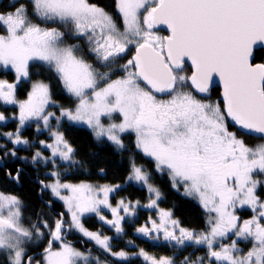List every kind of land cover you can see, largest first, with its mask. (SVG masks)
Wrapping results in <instances>:
<instances>
[{"label": "snow or ice", "instance_id": "obj_1", "mask_svg": "<svg viewBox=\"0 0 264 264\" xmlns=\"http://www.w3.org/2000/svg\"><path fill=\"white\" fill-rule=\"evenodd\" d=\"M115 5L122 30L113 14L89 0H0V67L15 77L11 83L0 79V103L19 109L11 117L0 112L5 125L18 121L14 131L0 132L5 141L0 167L8 157L34 168L55 167L57 159L79 164L59 130L64 120L86 125L97 142L106 141L120 153L129 151L123 137L134 134L136 152L154 171L167 174L174 189L183 186V195L198 201L208 217L206 227L199 232L183 227L171 210L159 209L162 193L151 182L152 170L134 156L123 184L61 183V173L54 170L47 173L53 183H36L41 194L50 190L64 202L66 213L55 219L37 213L25 226L24 201L0 192V264H105L91 250L66 242L71 230L117 262L131 264V255L144 264H176L173 257L156 258L144 249L113 251L111 241L126 235L124 222L140 208L157 210L156 219L149 216L135 228L138 238L153 246L178 252L204 247L208 264H264V198L258 193L264 180L254 178L264 176V143L247 142L264 141V58L254 62L257 49H264V0H115ZM160 25L168 35L156 34ZM67 39L82 43L67 44ZM42 74L47 82L33 80ZM25 84H30L26 98L18 100L17 90ZM217 84L222 104L206 102ZM57 87L74 98V107L54 100ZM33 122L37 132H49L51 143L39 141L49 156L39 150L31 158L18 155L32 147L22 131ZM99 171L105 174L104 168ZM22 172L18 167L15 175H6L19 184ZM125 185L146 188L148 203L121 198L113 206L110 194ZM103 209L112 219L101 215ZM243 209L252 215L241 222L237 211ZM88 214L114 229L115 236L85 228L81 221ZM229 237H234L231 243H223ZM43 239V250L28 255L30 246ZM241 242L251 248L244 252ZM126 245L136 247L131 240ZM180 264H205V257L185 256Z\"/></svg>", "mask_w": 264, "mask_h": 264}, {"label": "trees", "instance_id": "obj_2", "mask_svg": "<svg viewBox=\"0 0 264 264\" xmlns=\"http://www.w3.org/2000/svg\"><path fill=\"white\" fill-rule=\"evenodd\" d=\"M90 3H95L103 8L117 19L118 23L122 22L119 19L118 13L116 12L115 0H89ZM38 22V21H37ZM43 26V25H42ZM49 26H57V25H49ZM162 35L166 36L168 33L157 30ZM67 44L73 43H82L78 40L67 39ZM135 49L132 50L127 56L124 57L120 63H124L127 59H129L134 52ZM86 51V46H85ZM264 58V49H257L256 51V60L254 62H260L261 59ZM89 59H93L89 57ZM188 69L189 65L186 66ZM0 79H6L10 83L14 81L15 77L11 71H4L2 67H0ZM36 79H44L47 82V74H42L41 76H33V80ZM30 87V84H25L24 87L19 88L17 90V99L23 100L26 98L27 89ZM54 100L64 107H73L76 103L74 98L69 97L66 93L62 92L58 87L55 90ZM206 102H217L219 101L222 104V98L220 95V89L218 86H214L210 93L204 97ZM52 111H56L59 114V110L57 108L49 107ZM0 112H2L6 117H11L12 115H18L19 109L16 106L12 105H4L0 103ZM106 120V119H105ZM18 121L10 120L5 125L3 122H0V132H8L14 131L17 126ZM64 133L65 139L69 142V144L75 149L74 160L79 161V164L73 165L71 161L66 162H58L56 166H65V171L61 173V179L63 181L77 183V182H86V183H94V184H123L125 177L128 175L129 167H130V157L135 158L137 164L144 165L145 167L152 170V180L151 182L160 189L162 196L159 200V203L170 209L173 213V218L181 221L182 226L186 228H191L197 230L204 229L206 227V217L203 208L199 203L194 201L193 199L186 197L182 192L177 191L171 185L169 177L164 174L160 175L156 173L153 168V164L149 162L146 158L143 157L141 153L136 152L134 148V134H128L123 137L125 144L128 146L129 151L120 153L118 152L111 144L106 141L103 143L97 142L94 138L92 132L85 125H70L69 122L64 120L62 122V126L59 129ZM230 130H232L230 128ZM22 136L27 138L30 142H32V147L25 150L21 148L18 151L19 156H27L31 158V156L37 151H41L44 155L50 153V150L45 149L42 145H40V140H45L48 143H51L49 138V132L47 130H43L41 132L36 131V123L33 122L29 127H26L22 131ZM258 141L254 138L248 139V144L253 146L254 142ZM2 137H0V143H4ZM8 149H11L13 146L11 143L7 144ZM58 161V160H57ZM5 166L0 167V192H4L6 194H13L19 196L25 203L26 208L24 210V225H27L29 220L35 221L37 219V213H43L50 220L57 218V215L54 211H63V204L55 198H52L51 192L49 190L43 191L41 196L51 202V208H49L43 201L42 197L39 196V188L40 185L36 183L37 179L44 180L46 183L52 180L53 177L47 175V169L52 168V165L49 164L44 166L43 164L39 165L37 168L32 167L29 164L20 161L19 159H14L12 157H8L5 161ZM21 166L23 168V172L21 175V181L19 184L15 183L11 179L8 178L6 172L11 171L13 175L16 172V169ZM104 168L105 174H101L99 169ZM124 198L125 200L136 201L139 200L142 203H148L149 197L146 188H142L139 185L129 186L125 185L124 190L117 191L112 193L111 199L116 198ZM247 211V210H246ZM251 211V210H249ZM154 210L147 212V210H143L142 208L137 210L138 220L142 222V220L146 219L147 215H152ZM143 215V216H141ZM252 215V212H247V215L239 214L241 222L244 219H249ZM83 225L91 230V231H100L104 233V229H99L100 224L96 221L95 214H88L87 216L82 218ZM132 224L125 225V233L122 238L117 237L113 239L111 243L113 244V251L124 250L129 254L139 251V249H144L146 252H150L155 256H169L173 257L176 264H180V261L183 260L185 256H191L192 259H195L197 256L205 255L204 247H188L179 251L173 247L160 245L153 246L151 243L145 242L144 239L138 238L133 235L132 232ZM46 231V230H45ZM110 234V232H107ZM66 242L71 243L73 247H77L83 251H93L101 252L97 249V247L86 239H84L79 234L73 232L72 230L66 232ZM115 235H110L113 237ZM131 240L134 242L136 247H132L131 245H126V242ZM47 245V240L43 239L39 242L38 246L36 243H33L30 248L31 250L28 252V255L38 254L43 248ZM57 248V244L54 245ZM106 261H111L112 264H129L127 261L117 262L115 259H112L110 256H103ZM39 259V255H37ZM131 264H144L142 258H136L130 255Z\"/></svg>", "mask_w": 264, "mask_h": 264}, {"label": "rangeland", "instance_id": "obj_3", "mask_svg": "<svg viewBox=\"0 0 264 264\" xmlns=\"http://www.w3.org/2000/svg\"><path fill=\"white\" fill-rule=\"evenodd\" d=\"M122 30V29H121ZM156 31V30H155ZM156 34L157 35H159V36H164V35H162L161 33H159V31H156ZM133 50V49H132ZM123 63V62H122ZM190 68V67H189ZM186 71H188L189 72V74H190V69H188L187 67H186ZM113 78H115V76L113 77ZM74 107V106H73ZM49 111H52L51 109H48ZM114 119H116V121L118 122V114L116 115V116H114ZM105 123H108V121H107V119L104 121ZM53 123V127L55 128L56 127V125H55V122L53 121L52 122ZM86 126V125H85ZM90 130V129H89ZM91 131V130H90ZM93 134V133H92ZM259 143H264V141H260V140H258V141H255L254 142V144H253V146L254 145H256V144H259ZM250 146V145H249ZM44 155V154H43ZM50 155V153H47V155H44V156H49ZM58 161H57V163L58 162H66V161H60L59 159H57ZM65 166H55V167H53L52 166V168H48L47 169V172H50V171H59V172H63V171H65ZM153 168H154V166H153ZM167 175V174H166ZM254 178H256V179H262V180H264V176H259V175H257V176H255ZM54 180H55V178L53 177V179L52 180H50V181H48V183H53L54 182ZM60 181H61V183H71V184H80V183H82V182H77V183H72V182H67V181H63V179H61V177H60ZM83 183H86V182H83ZM87 184H91V185H112V184H94V183H87ZM50 191V190H49ZM179 191L180 192H184V189H183V186H181L180 188H179ZM51 192V191H50ZM258 193L262 196V198H264V190H262L261 188H258ZM6 194V193H5ZM62 195H70V193L69 192H67V191H63L62 192ZM111 195L112 194H110V196H109V200H110V202L112 203V205L113 206H115V204H116V202L118 201V200H120L121 199V196H120V198H116V199H111ZM51 196H52V194H51ZM52 198H54L53 196H52ZM55 199H57L58 201H60L62 204H63V211H59V212H65L66 213V207H65V205H64V202L62 201V200H59L58 198H55ZM132 201V200H131ZM137 201V200H136ZM139 201V200H138ZM194 201H196V200H194ZM133 202H135V201H133ZM197 203H198V201H196ZM141 203V205H145V204H147V203H142V202H140ZM158 208L159 209H164V210H170V209H168V208H166V207H164V206H162L159 202H158ZM143 210H147V212H149V211H152V210H154V213L152 214V215H150L153 219H156L157 218V210H155V209H148V208H142ZM247 210V211H246ZM250 209H243V210H238L237 211V215H239V214H242V215H247V212H251V211H249ZM205 212V211H204ZM123 214V213H122ZM101 215H103V216H105L107 219H112V215H111V212L109 211V210H107V209H103L102 210V212H101ZM87 216V215H86ZM141 216H143V215H141ZM95 217H96V221L99 223V221H98V217L95 215ZM138 217H140V216H136L135 218H130L129 220H127V221H125L124 222V227H125V225L126 224H132L131 226H132V232H133V235L134 236H137V234L135 233V228H137V227H139V226H141V225H143V224H145V222L147 221V219H148V217H149V214L147 215V217H146V219H144V220H142V222L140 221V220H138ZM205 217H206V220L208 219V217L206 216V214H205ZM66 219H68L69 221H70V217L69 216H67L66 215V217H65ZM100 224V226H99V229H104V233H102V232H100V231H94V232H100L103 236H109L110 237V235H115V230L114 229H110L109 228V226L107 225V226H102V223H99ZM26 226V225H25ZM85 227V226H84ZM86 228V227H85ZM89 230V229H88ZM73 232H75V233H77V234H79L80 236H82L84 239H86L87 241H89L88 240V238L87 237H84L81 233H79V232H77V231H75V230H72ZM91 231V230H90ZM69 232V231H68ZM107 232H110V234H107ZM66 235V234H65ZM67 236V235H66ZM234 237H229V238H226L224 241H223V243H231V239H233ZM90 243H91V241H89ZM93 244H94V242H92ZM91 243V244H92ZM243 244H244V246H243ZM95 245V244H94ZM242 246H243V248H242ZM59 247V245L57 244V248ZM238 247H240V248H242L243 250H244V252H247L248 251V249L249 248H251V243H244V242H241V243H239L238 244ZM77 250H80V251H83V250H81V249H79V248H77V247H75ZM206 252H207V249L205 248V255L203 256V257H205V264H208V261H207V258H206ZM150 256H154V257H156V258H159L160 256H155V255H153V254H151L150 252H147ZM93 254L95 255V257H99L100 258V260L102 261V262H105V264H107V262L108 261H106L105 260V258L103 257V256H105V255H107V254H105V253H102V252H96V251H93ZM108 256V255H107ZM199 256H201V255H199ZM112 259H115V258H113V257H111Z\"/></svg>", "mask_w": 264, "mask_h": 264}, {"label": "water", "instance_id": "obj_4", "mask_svg": "<svg viewBox=\"0 0 264 264\" xmlns=\"http://www.w3.org/2000/svg\"><path fill=\"white\" fill-rule=\"evenodd\" d=\"M157 30H162V31H164V32H166V33H168V31H167V29H166V26H163V25H160V26H157ZM168 35V34H167ZM135 51V50H134ZM134 53V52H133ZM189 67H190V64H189ZM216 86H218V84L216 85ZM214 87V86H213ZM212 87V88H213ZM219 87V86H218ZM211 88V89H212ZM210 89V90H211ZM219 89H220V87H219ZM220 92H221V89H220ZM3 164H5V162L3 161ZM19 167H21V166H19ZM15 175V174H14ZM38 193H39V196H40V198L42 197L41 196V188H39V191H38ZM42 201L48 206L49 204L51 205V202L50 201H48V200H46V199H44L43 197H42ZM49 208H51V207H49ZM55 212V214H59V213H61V212H59V211H54Z\"/></svg>", "mask_w": 264, "mask_h": 264}, {"label": "flooded vegetation", "instance_id": "obj_5", "mask_svg": "<svg viewBox=\"0 0 264 264\" xmlns=\"http://www.w3.org/2000/svg\"><path fill=\"white\" fill-rule=\"evenodd\" d=\"M51 207H52V206H51ZM56 215H57V214H56ZM98 221H99V223H102V226H104V227L107 226L103 221H101V220H99V219H98ZM243 246H244V244H243ZM243 246H242V248H243Z\"/></svg>", "mask_w": 264, "mask_h": 264}]
</instances>
